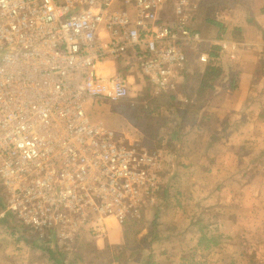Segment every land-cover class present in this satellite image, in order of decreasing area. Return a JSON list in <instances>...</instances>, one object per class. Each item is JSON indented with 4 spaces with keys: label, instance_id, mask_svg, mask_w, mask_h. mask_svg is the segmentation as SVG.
I'll return each mask as SVG.
<instances>
[{
    "label": "built area",
    "instance_id": "built-area-1",
    "mask_svg": "<svg viewBox=\"0 0 264 264\" xmlns=\"http://www.w3.org/2000/svg\"><path fill=\"white\" fill-rule=\"evenodd\" d=\"M202 0H0L3 212L50 245L101 239L110 219L138 223L162 192L158 153L100 119L88 101L174 93L188 50L213 64L194 30ZM211 42V41H210ZM222 48L225 43H220Z\"/></svg>",
    "mask_w": 264,
    "mask_h": 264
},
{
    "label": "crops",
    "instance_id": "crops-1",
    "mask_svg": "<svg viewBox=\"0 0 264 264\" xmlns=\"http://www.w3.org/2000/svg\"><path fill=\"white\" fill-rule=\"evenodd\" d=\"M248 4L244 19L236 14L235 18L220 16V20L217 13L214 16L232 36L202 34L211 41L210 51L218 47L214 74H204L207 64L200 63L191 84L182 73L185 85L180 81L174 93L153 97L155 104H167V110L168 106L173 110L172 120H167L172 126L155 122L148 135L158 142L155 152L163 155L162 173L167 171L162 178L168 187L166 191L162 188L164 200L177 194L182 198L175 199L180 205L183 196L188 192L190 197L197 186L204 191L210 186L219 188L211 202L212 207L218 206L211 215L215 227L209 229L208 222L195 227L205 222V213L202 217L194 211L181 213L178 205L167 210L165 203L159 204L161 192L138 223L110 219L107 235L94 240L81 234L72 249L57 244H46L49 251L38 248L37 236L20 237L14 228L0 223V264H264V0ZM133 75L135 83L145 79L150 94L146 77L138 72ZM167 95L175 96V106L172 101L168 104L171 96ZM130 126L135 129L133 136L141 138L137 131L142 134L144 130L139 122L131 124L124 118L117 131L125 133ZM202 139L210 141L199 142ZM208 198L213 195L208 193L200 200L206 203ZM2 217L14 220L8 212L0 213V222ZM225 217L228 226L221 229ZM202 227L207 236L217 237L215 245H199Z\"/></svg>",
    "mask_w": 264,
    "mask_h": 264
},
{
    "label": "rangeland",
    "instance_id": "rangeland-1",
    "mask_svg": "<svg viewBox=\"0 0 264 264\" xmlns=\"http://www.w3.org/2000/svg\"><path fill=\"white\" fill-rule=\"evenodd\" d=\"M251 1L252 0H217V2L215 3V7H213L214 5L212 7H210V6L208 7L207 5H209V2L206 1L204 3V6H203V7H205L203 11H200V12H199V10H198V12L195 11L193 26H194V24L197 25L202 21L201 15L202 16L205 15V16L215 18L214 16H216V13H217L218 14L217 18L219 20L222 19V17H220V16H223V18L225 16H227V18L229 16H231V18H235L236 15H238L240 18L244 19L249 12V10H246V9H248L247 6H249V4L246 5V3L251 2ZM234 14H236V15L234 16ZM230 22H232V21H230ZM224 29L225 30L222 32L223 33L222 36H226V37L232 36V34L230 33L231 30L229 31V29H227V30H226V28H224ZM214 32H215V28L212 27L211 31L208 33L209 36L214 37L215 36V35H213ZM205 50H208V45H205V44H201L197 47L190 48L188 50V56H190V58L188 59V62H187L188 67H185V69L182 72L183 74L186 75L185 77H186L187 84H191V82H193V80H195V78H197V74H198L197 66L201 65L200 64L201 62H199L197 60V54L200 51H205ZM194 67H196V68L194 69ZM182 79H181V81H182L181 86H183V84L185 85V81H184V79L183 80ZM136 84H137V86H135ZM147 87L148 86L145 85V79H142V81H139V84L135 83V80H134V84L132 85V88L130 90L131 96H129L127 99H125L123 101H119V102H111L107 99H104V100H102L103 101L102 103L88 101L86 103V110H87L89 116L91 117V119H95V120L101 119L107 126H110L115 130L123 127L124 118L127 121H129V123H131V124H133L135 122H139L141 127H143V130H144L142 134L139 131H137V133L140 134L141 138L133 136L135 129H132V126H130L129 130H127L125 133L124 132L123 133L126 136H128V138L131 140H134L135 138L137 140L139 139V141L141 140L140 143L147 150L153 152V151L157 150V149L155 150V148H158V142L151 140V138H148V135L151 134V131L154 128V125L157 124L155 122H162V123H164L165 127L170 128L172 126V124H168L167 120H172L171 117L173 116V110H171L172 107H170V106H168L169 110H167V108H166L167 104H163V103L160 105L155 104V101H154L155 99L153 98L154 96H150V94L148 93V89H146ZM164 94H168V93H164ZM166 101L168 102V104L172 101L173 102L172 104L175 106V101H177V100L170 99V101H169V98H167ZM165 110H166V112H165ZM207 124H209V123H207ZM207 124H205L204 126H206ZM154 138L157 139L156 137H154ZM209 141H210L209 139L208 140L202 139L199 142L207 143ZM159 142L162 145V147H161L162 149L167 148V146L165 145L166 143L164 141L160 140ZM223 143H225V142H223ZM160 152L163 154L162 151H160ZM160 157H162V159H163V155H160ZM166 174H167V171L165 170V172L161 174L162 178H164V176H166ZM162 186H163L162 188H166V190L168 189L164 179H163V185ZM199 187L197 186L195 188V191L192 193V195H190V197L186 196V195H188V192H187L185 194L186 197L183 196V198H184L183 203L184 204L180 203V205H178L177 201H175L176 198H178L179 201L182 199L181 197L177 196V194L169 196V197L167 196V201L165 202V200H164L166 198V192H165L166 190H165L164 192H162V196H161V200L159 201L160 202L159 204H161L162 202L165 203L166 208L169 211L174 209V207L176 209L177 205H178V207L182 210L181 213L184 212L185 214H187V213L191 214L194 211V213L199 214V217H202L201 216L202 213H205L207 216L205 222L199 221V224H196L195 227L205 225L208 222V223H210L209 229L212 230L215 227V223H214L215 219L213 217H211V215L213 216V214H214V212L218 206L212 207L211 202L214 201V197L216 196L217 191H220V189L215 188L214 186H210L209 188H206V190L204 191V189L201 190V188H199ZM208 193H210V195H213V198H208L206 200V203H203L200 200V198H205V196ZM162 197H163V199H162ZM188 201H190V202H188ZM220 215H223V214H220ZM11 216L15 220V218H16L15 215L12 214ZM225 220L226 221H224V222H226V224L225 225L222 224L221 229L226 228V226H228L227 217H225ZM220 222L223 223V221H220ZM217 223H218V221L216 219V224ZM153 225H158V223L153 224ZM25 228L28 229V227H24V229ZM134 242L135 241L133 239L130 240V244H133Z\"/></svg>",
    "mask_w": 264,
    "mask_h": 264
},
{
    "label": "trees",
    "instance_id": "trees-1",
    "mask_svg": "<svg viewBox=\"0 0 264 264\" xmlns=\"http://www.w3.org/2000/svg\"><path fill=\"white\" fill-rule=\"evenodd\" d=\"M206 1L209 2V5H207L208 7L209 6L212 7L213 5H214L213 7H215V3L217 2V0H202L199 3L196 12H198V10H199V12L204 10L205 7H203V6H204V3ZM201 20L202 21L199 24H197V25L194 24V26H193L194 30H199L203 35L209 36L208 33L211 31V29L213 27V28H215V32L213 34V35H215L214 37H221L222 36V34H223L222 32L225 30L224 29L225 27L222 25V23L220 21L216 20L213 17H209V16H205V15H203V16L201 15ZM217 49H218V47L214 46L210 52V55L216 54ZM214 66L215 65H213V64H207L204 74H206V73L208 75H210L209 73L214 74L216 72V69ZM167 96L168 97L171 96V97H169L170 99H175L174 95H167ZM164 190H166V188H164ZM3 210H4V208H3L2 204H0V213ZM3 216H5V214ZM0 223H2L5 226L8 225V226L14 228L15 232L17 231L18 234H20V235L23 234L25 237L33 235L30 233L29 229H27V228L24 229V226L21 224H18L17 222H15V220H8V218L2 217ZM126 226L131 227L129 223H127ZM204 228H206V227L201 228L202 229L201 230V236H200V239L198 240V242H199V245H201V243H204L205 248H208L209 245H212V246L215 245L218 240H217L216 236H213V235L207 236L206 231L205 232L203 231ZM20 237H23V236L21 235ZM31 238H33V237H31ZM34 243L36 245H38L37 246L38 248H42L44 250L49 251V248L46 246L45 243H42L39 240H36Z\"/></svg>",
    "mask_w": 264,
    "mask_h": 264
}]
</instances>
